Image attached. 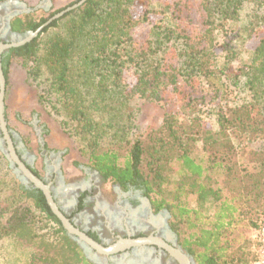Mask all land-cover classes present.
Here are the masks:
<instances>
[{"label":"trees","instance_id":"obj_1","mask_svg":"<svg viewBox=\"0 0 264 264\" xmlns=\"http://www.w3.org/2000/svg\"><path fill=\"white\" fill-rule=\"evenodd\" d=\"M149 4V0H86L52 20L28 43L6 51L1 58L5 85L13 60L24 66L33 63L29 76L35 71L40 74L44 67L49 77L46 94H55L68 117L83 124L81 133L89 135L87 164L103 182L123 188L140 185L155 212L167 210L173 230H186L183 237L179 232L178 243L195 264H251L254 257L249 245L234 234L244 203L241 196H226L213 175L224 168L225 161L221 157L215 163V153L237 152L232 135L258 137L262 144L250 153H256L254 161L260 169L251 175L247 194L252 193L254 201L264 197V0L163 1L174 23L147 26L154 12ZM245 4L251 5V11L240 35L246 42H255L250 59L232 68L230 62L236 59L233 41L220 42L216 33L226 37L227 25L241 21ZM192 5L199 12L201 29L175 23L183 21ZM62 9L51 14L22 13L10 21V29L18 34L34 31ZM240 79L245 81L248 101L227 117L221 104L227 81ZM200 84H206L210 94L192 97L186 92ZM133 99L164 108L151 146L153 183L140 171L145 153L142 140L134 139L123 156L114 149L98 148L101 131L95 117L106 108L126 109ZM211 102H216L210 106L215 128L201 124L200 139L202 151L214 154L208 164L190 155L189 141L194 140L188 135L187 123L179 119V111L192 112L194 105L202 108ZM132 113H126L122 124L125 133L132 128ZM172 170L177 177L173 186ZM13 180L7 184L12 185L11 194L3 196L0 187V241L23 242L38 264H92L65 234L42 192ZM260 213L264 218V211Z\"/></svg>","mask_w":264,"mask_h":264},{"label":"rangeland","instance_id":"obj_2","mask_svg":"<svg viewBox=\"0 0 264 264\" xmlns=\"http://www.w3.org/2000/svg\"><path fill=\"white\" fill-rule=\"evenodd\" d=\"M28 9H34L31 12L38 11L51 14L58 9L65 8L77 0H19ZM163 1L172 0H149L150 9L154 10L149 16L147 26L152 23H171L169 20L168 11H165ZM251 11V5L245 4L241 12V21L227 25V36L223 32H217V38L220 42L232 39V46L236 51V59L230 62V66L235 68L242 63L247 62L251 57V49L254 46L255 40H244V36L240 35L241 26L248 18ZM22 14V13H21ZM20 15V14H19ZM183 21L176 20L175 23L179 26L186 25L189 29H201V19L196 5H192L184 14ZM35 18H38L36 16ZM173 22V21H172ZM174 23V22H173ZM33 63L24 66L21 61L13 60L9 69L8 85H5L4 106L5 120L7 128L14 136V141L19 150L23 152L25 157L31 163L34 171L38 173L40 178L46 177V171L52 173L54 167V159L49 157V152L61 153L59 168V182L63 186H71L77 183L84 176L80 171V167H89L86 151H89V135L81 133L83 124L76 119H70L67 111L60 107L56 101V95L46 94L48 85V74L45 68L42 71L29 76V69L32 70ZM38 74V75H37ZM225 88V97L221 100V104L225 107L227 117L230 112L241 105H245L248 101V92L245 86L244 79L227 81ZM192 97L201 96V94H210L211 89L206 84L196 86V88L186 90ZM167 101V100H166ZM218 100H216L217 102ZM174 103V100L172 99ZM216 102H211L206 106L194 105L192 112L179 111V119L182 123H187L189 130L188 135L193 141H189V149L192 157L198 162L201 161L210 163L213 153H204L201 148V130L204 124L211 125L215 128L214 116L210 111V106H214ZM168 103V102H167ZM53 107L59 109L55 112ZM117 110L106 108L99 116L95 117L98 120L96 127L101 131L98 138V148L114 149L118 154L125 155L130 143L138 138L145 145V153L140 167L141 174L150 182H152V162L154 153H152L153 137L156 135V129L161 126V121L164 113V108L155 102H148L141 99H133L126 109ZM133 112L132 128L125 133L121 127L128 117L126 113ZM125 113V114H123ZM96 116V115H95ZM65 122L66 124H62ZM202 124V126H201ZM157 135H160L158 131ZM188 136V137H189ZM236 147V153H215L216 161L220 162L219 158H225L222 162L224 168L214 171V179L217 182L216 186L228 197L241 196L240 201L244 203L243 213L234 227V234L240 239V242L245 240L249 245L250 251L253 253L254 260L259 258L261 243L259 237L264 234V218L261 211H264V197L258 201H254L252 193L247 194L250 189V178L256 171H259V163L254 160L256 153H250L256 146L262 144L258 137H235L232 135ZM261 143V144H260ZM43 145V148L40 147ZM214 155V154H213ZM212 155V156H213ZM213 161V160H212ZM170 167H175L172 162H168ZM257 167V168H256ZM174 171H171V185L177 180L174 176ZM19 181L12 169L9 167V162L4 153L0 151V180L5 181L0 187L4 189L3 196L11 194V180ZM13 180V181H14ZM14 181V182H15ZM153 183V182H152ZM110 182H104L101 186L100 195L103 201L113 203L114 193L111 189ZM157 192V189L155 188ZM154 194L152 193V196ZM249 198V199H248ZM193 205V202H189ZM91 213L92 205H89ZM251 219V220H250ZM253 221L257 227H253L250 223ZM171 216L169 215V225ZM171 227V225H170ZM172 229V228H171ZM173 230V229H172ZM185 229L178 231L173 230L176 239L179 242L178 234H185ZM31 250L23 243L15 240L0 241V264H38L31 257ZM193 260V259H192Z\"/></svg>","mask_w":264,"mask_h":264},{"label":"flooded vegetation","instance_id":"obj_3","mask_svg":"<svg viewBox=\"0 0 264 264\" xmlns=\"http://www.w3.org/2000/svg\"><path fill=\"white\" fill-rule=\"evenodd\" d=\"M3 2L0 3V44H9L25 33L18 34L11 31L10 21L16 16L10 19L7 17L15 11L14 5H5ZM7 50L0 52V64ZM11 138L18 157L30 170H34L27 157L17 148L12 133ZM40 147L43 148V145ZM49 157L54 159V167L51 169L53 174L46 171V177L39 178L45 184H49L55 202L71 223L93 241L108 247L120 238L135 239L153 236L172 247L181 248L169 225V213L165 209L155 212L140 185L127 184L123 188L118 184H112L114 200H112L113 203H107L100 195L104 182L97 171L90 167H80L84 175L82 179L66 187L58 179L61 153L50 151ZM90 204L92 205L91 213L89 212ZM181 251L188 254L182 248ZM89 253L86 256L83 252L85 258L92 264H180L166 250L154 244L130 247L112 255H101L94 250ZM193 264H195L194 261Z\"/></svg>","mask_w":264,"mask_h":264},{"label":"water","instance_id":"obj_4","mask_svg":"<svg viewBox=\"0 0 264 264\" xmlns=\"http://www.w3.org/2000/svg\"><path fill=\"white\" fill-rule=\"evenodd\" d=\"M85 1L86 0H78L72 3L71 5L66 6L64 9L60 10L59 12L49 17L44 23H42L34 31H28L23 36H18V39L16 41L9 44H0V52L4 49L19 47L28 43L33 38H35L38 35V33L45 26H47L52 20L61 17L66 12L78 8ZM3 3L5 5L6 4L14 5L15 11L10 13L7 19H10L13 16H17L21 13H29L34 10V9L26 8L25 5L21 3L19 0H5ZM4 93H5V79L0 64V133H1L0 151L4 153L5 157L9 162V167L12 169L13 173L19 179L21 184H23L26 188L31 186L32 188L38 189L39 191L42 192L50 211L60 222L62 228L65 231V234L71 240H73L78 244V246L82 249V251L85 253L86 256L87 254L88 255L90 254L89 252H91V250H94L101 255H112L118 252H122L130 247H139L143 245L154 244L166 250L172 257H174L177 261H179L180 264H193L192 257H190L188 254H184L179 246L172 247L164 243L161 239H158L153 236L135 238V239L120 238L114 244H111L108 247H103L98 243H96L95 241H93L91 238H89L85 233L80 231L78 228H76L67 218V216L61 211V209L55 202L49 184H45L43 180L37 177L18 157L11 138V132L6 125L5 114H4L5 112ZM90 259L92 260L91 257Z\"/></svg>","mask_w":264,"mask_h":264},{"label":"built area","instance_id":"obj_5","mask_svg":"<svg viewBox=\"0 0 264 264\" xmlns=\"http://www.w3.org/2000/svg\"><path fill=\"white\" fill-rule=\"evenodd\" d=\"M262 231L264 232V228L262 229ZM259 241L261 243V247H260V256L259 258L254 262V264H264V234H262L259 237Z\"/></svg>","mask_w":264,"mask_h":264}]
</instances>
